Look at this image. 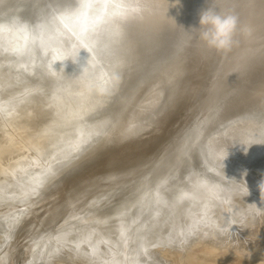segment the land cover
Listing matches in <instances>:
<instances>
[{"label": "bare ground", "instance_id": "bare-ground-1", "mask_svg": "<svg viewBox=\"0 0 264 264\" xmlns=\"http://www.w3.org/2000/svg\"><path fill=\"white\" fill-rule=\"evenodd\" d=\"M234 1L216 69L230 82L264 32V0ZM180 2L0 0V264H174L193 246L264 264V71L144 157L184 100L182 72L195 74L168 49ZM82 47L91 59L52 70Z\"/></svg>", "mask_w": 264, "mask_h": 264}, {"label": "water", "instance_id": "water-1", "mask_svg": "<svg viewBox=\"0 0 264 264\" xmlns=\"http://www.w3.org/2000/svg\"><path fill=\"white\" fill-rule=\"evenodd\" d=\"M217 1L219 0H194V5H192L191 0H185L181 2L178 0V2H180L178 4L179 8L173 11V13L177 14V18L180 20L177 21L176 24V20L174 19V24L172 25L173 29L170 32L171 34L169 40H167L169 44L168 49L172 48L173 52L179 53L181 57L183 56L185 62L190 67L195 68V74L188 75V77H186L185 72H182V74L185 75L183 76L181 74L185 81V90L183 92L184 100L178 105L176 109H173V113L178 109V112L175 113L174 117L168 118L165 125L164 123H161L159 125L157 134L151 136V140L149 139L150 141L148 143V152L144 156L145 158L147 156L152 157L153 154H155L157 151V153H159V151H162V149L169 143L186 136L187 133L196 128V126H205L211 123L212 119L214 118V113L217 111L218 107L223 104L230 92L235 91L234 89L238 84L243 83L250 77L251 79L260 77V74L264 71L256 70V66L258 65L256 62H260V60L264 59V51L260 49L264 44V32H261L262 35L254 40L253 47H255V50L257 51L252 56L255 60L252 65H256L251 69V71L249 70L248 72L247 68H242V70L239 71L236 76L238 78L233 82H230V78H226L225 74L223 75L220 69L218 71L216 70L222 56H226L227 50H216L214 48H210L207 43L201 38V32L203 31V29H200V12L201 10L204 11L208 7H212L214 5L213 8L216 9L217 12H221L222 14L232 13L237 15L238 17L240 16L234 0H223V6L221 7H219V5H215ZM238 1L239 0H237V4ZM43 5L45 4L43 3L42 6ZM196 7L198 9L196 11V14H193L192 18V11L193 9H196ZM172 10H174L173 7ZM193 19H195L194 22L196 24V27L194 26V29H199V35L196 34V36H198V38L200 39L199 41L197 40L195 44H198L199 49H197V51L192 50L193 47L190 46L189 41H187L186 39L190 28L192 29ZM257 23V27H261L263 25V23H261L259 20H257ZM234 47L235 46H233V48ZM176 57L178 58V55H176ZM253 70L255 72H253ZM260 80H263V78H257V80L249 81L247 84L244 83V85L246 86V89H248L251 88L252 85L255 84V82L258 83ZM208 86H212V89L210 93H205V95L203 92H201V90L204 87ZM173 91L174 93L176 92L175 89ZM139 159L142 158H136V160ZM127 167L128 166H124L121 167V169H128ZM116 169L117 168L113 169V171H115Z\"/></svg>", "mask_w": 264, "mask_h": 264}, {"label": "clouds", "instance_id": "clouds-1", "mask_svg": "<svg viewBox=\"0 0 264 264\" xmlns=\"http://www.w3.org/2000/svg\"><path fill=\"white\" fill-rule=\"evenodd\" d=\"M199 23L200 29H203L201 32V38L210 48H214L216 50H227L231 47L233 43V35L237 32L240 25L239 17L237 15L232 13L222 14L221 12H217L213 7H209L201 12ZM74 47L75 46H73V48ZM82 49L89 53L91 59V53L89 50L86 47H82L76 53L75 59L66 57L63 60H56L52 65V70L57 72L53 67L57 62L63 63L65 61L71 60L73 63H76L79 53ZM88 62L87 66L82 69L80 75H82L88 67ZM61 70H63V68ZM262 187H264V185H262Z\"/></svg>", "mask_w": 264, "mask_h": 264}, {"label": "rangeland", "instance_id": "rangeland-1", "mask_svg": "<svg viewBox=\"0 0 264 264\" xmlns=\"http://www.w3.org/2000/svg\"><path fill=\"white\" fill-rule=\"evenodd\" d=\"M193 247L195 248V246H193ZM193 247L192 248L188 247L189 249L186 250V254L189 253V256H187V258H185V259L183 258L184 261L182 259V263H180L181 260L179 262V260L176 259L174 264H251V262L248 259H246L243 256L238 255V254L235 256H228L227 255L225 257L223 255H221V257L217 258V257H215L214 251H210L209 248H207L205 246H202L201 250H200V248H198L199 251H197V250L195 251L193 249ZM191 249H193L195 252L194 251L192 252ZM188 250H190V252ZM174 253L180 254L177 251ZM166 255H165V257H166ZM205 255H207L208 257ZM166 258H168V255ZM259 264H262V263H259Z\"/></svg>", "mask_w": 264, "mask_h": 264}]
</instances>
